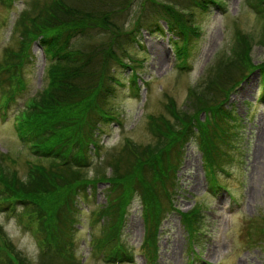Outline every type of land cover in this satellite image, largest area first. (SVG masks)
Here are the masks:
<instances>
[{
  "label": "trees",
  "instance_id": "obj_1",
  "mask_svg": "<svg viewBox=\"0 0 264 264\" xmlns=\"http://www.w3.org/2000/svg\"><path fill=\"white\" fill-rule=\"evenodd\" d=\"M0 1L8 8L14 3V0ZM190 1V6L194 5L199 12L222 3V0ZM146 3L152 6L154 1L146 0L142 8ZM247 3L257 12L264 38V0ZM130 4L131 0H29L13 23L18 48L4 49L0 61V104L7 111L15 97L26 89L22 69L29 61L34 43L40 45L46 64L43 86L15 116L18 136L34 151L31 153L23 146L27 151L26 165L31 163L32 170L27 168L28 175L21 177L8 150L0 157V205L13 208L20 205L22 215L33 224V232L43 245L39 264H72L70 249L75 246L67 235L77 222V200L98 183L105 184L107 200L103 208L92 212L97 221L100 216L105 219V226L94 241L96 247L114 257L128 254L120 241V228L137 193L145 219L141 249L155 258L161 222L173 211L182 148L195 140L210 186L219 184L218 171L229 176L219 160L227 158L228 152L222 149L235 137L232 132L236 128L232 127L234 117L227 116L224 104L248 70L260 69L264 78V64L256 68L250 64V35L236 29L230 54L218 56L215 68L190 89L185 110L175 109L169 98L165 108L172 121L164 115L147 116L148 128L155 135L153 141L142 145L125 139L129 148L123 145L117 154L112 149L102 155L108 157L105 166L103 162L90 163L89 147L97 157L101 154L98 138L103 127L120 123L108 104L121 81L116 77V69L128 67L132 81L135 80L141 62L127 53L129 45L140 28L153 30L143 24L141 17L129 31L119 24V14ZM158 4L162 12L156 15L176 37L175 55L185 65L191 41L199 36L193 24L194 13L188 7ZM159 27L155 25L154 30H160ZM97 36L99 39L95 40ZM125 58L131 63L125 64ZM203 208L197 202L193 210L180 213L191 240L200 232L199 216ZM0 264H34L16 248L1 224Z\"/></svg>",
  "mask_w": 264,
  "mask_h": 264
},
{
  "label": "rangeland",
  "instance_id": "obj_2",
  "mask_svg": "<svg viewBox=\"0 0 264 264\" xmlns=\"http://www.w3.org/2000/svg\"><path fill=\"white\" fill-rule=\"evenodd\" d=\"M28 1L14 0L10 8L0 1V61L4 49L18 48L16 36L13 35V23ZM145 1L131 0L125 12L119 14L118 22L123 24L124 29H132L133 22L141 17L143 24L152 27L153 32L140 28L129 45L127 53L141 62L133 84H130L129 69H116V77L123 86H118L108 104L120 123L103 127L98 138L102 146L101 154L97 157L92 147H89L90 163L103 162L105 166L108 157L102 155L112 149H116L114 153L117 154L123 145L128 148L125 139L142 145L153 141L154 135L148 128L147 116L164 115L172 121L165 108L169 98L174 102L175 109H184L190 96L188 90L215 68L218 56L230 54L236 29L249 34L252 39L249 56L253 68L264 64V38H261L257 12L247 3L249 0H222L220 5L212 6L206 12H199L194 5L191 7L190 0H153L152 6L146 3L142 8ZM158 3H171L177 8L188 7L194 13L193 24L198 28L199 36L189 46L187 69L177 68L173 46L176 37L166 30L164 22L156 15V12H162ZM157 24L160 26L158 31L154 30ZM98 39L97 36L95 40ZM123 61L125 64L131 63L129 58ZM45 64L42 49L36 42L30 49L29 61L22 69L26 89L9 104L6 116L0 113V157L6 155L8 150L16 160L13 167L21 177L28 175L25 159L29 150L23 148L25 145L16 132L14 118L28 99L43 86ZM246 74L244 80L240 79L241 75L236 77L237 81L240 79V85L224 104V108L234 117L232 127L236 128L232 132L235 137L222 149L228 152L227 158L222 162L223 157L219 160V164L229 172V176L224 172L217 173L218 182L224 184L226 190H214L216 198L207 193L209 188L201 154L195 140H191L182 148L176 173L177 189L174 190L176 196L172 208L177 212L169 213L162 222L156 237V258L154 262L150 260V264H264V236L259 233L260 227L264 226V135L262 141L257 143L258 136H262L258 132H264V85L260 83V74L256 69L248 70ZM261 93L262 97L259 98ZM200 118L204 119L203 114ZM29 159L32 161L33 157ZM109 170L107 168V174H110ZM89 175L93 176V172ZM105 191V185L99 183L94 190L85 191L77 200V222L67 235L75 246L70 249L72 264H105L99 258V253L105 251L97 247L99 250H95L90 245L91 239L105 226V219L100 216L97 221L96 217L94 225L88 224L93 217L92 212L106 204ZM134 196L124 215L120 241L125 249L130 250L129 254H133L134 262L127 264H145L141 258L147 257L141 249L143 208L141 197L137 193ZM197 202L205 207L199 216L201 226L198 244L191 241L180 225L178 213H188ZM14 208V213L0 212V224L16 248L34 264H39L40 251L33 232L19 221L20 213H24L21 206ZM251 230L256 231L254 239L248 235ZM105 253L107 257H114ZM120 255L128 256L125 253Z\"/></svg>",
  "mask_w": 264,
  "mask_h": 264
},
{
  "label": "bare ground",
  "instance_id": "obj_3",
  "mask_svg": "<svg viewBox=\"0 0 264 264\" xmlns=\"http://www.w3.org/2000/svg\"><path fill=\"white\" fill-rule=\"evenodd\" d=\"M156 53H158V50L156 51ZM260 132V133H259ZM258 132V134L259 135H261L262 134V136H258V140H257V143H259V142H261L262 140H261V137H263V135H264V132L262 133V131H259Z\"/></svg>",
  "mask_w": 264,
  "mask_h": 264
}]
</instances>
